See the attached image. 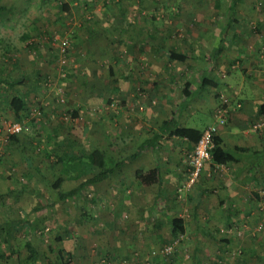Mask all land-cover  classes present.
<instances>
[{"label":"crops","instance_id":"obj_1","mask_svg":"<svg viewBox=\"0 0 264 264\" xmlns=\"http://www.w3.org/2000/svg\"><path fill=\"white\" fill-rule=\"evenodd\" d=\"M235 1V5L232 0L213 2L212 7L220 9L221 15L215 27L203 26L200 31H185L184 27L178 37L157 33L159 41L149 48L145 47L147 38H132V32L124 29L131 40L113 50L116 61L124 58V63H110L106 69L107 99L98 94V82L104 75L96 59L67 71L76 74L83 69L87 82L66 81L65 108L52 94L43 93L39 98L38 90L43 88L39 76L41 72L45 75L43 69L39 74L36 71L41 66L35 69L32 63L25 65L16 59L9 61L13 66L0 67V73L12 75L11 80L0 75L9 95L4 98L6 105L15 95L25 102L17 120L26 118L28 112L34 116L32 109L34 113L41 110L40 119L38 115L29 121L28 131L0 145L2 260L42 264L53 241L59 245L54 253L59 262L65 249L70 251L68 255L83 253L81 262L91 263L96 252L89 248L98 239L99 262L119 264L117 258L102 252L104 248L109 245L125 258L130 248L141 249L172 237L169 219L173 218L183 222L184 241L195 249L209 246L212 258L220 261L218 256L233 248L232 239L221 241L214 230L222 224L231 225L236 217L242 221L252 217L258 204L255 192L264 188V133L250 130L253 122L264 116V6L255 0ZM70 6L67 3V12ZM29 36L23 33L18 40ZM45 39L41 35L35 37L37 43L29 44L40 47L46 55ZM9 41L0 40L4 51L13 48ZM86 42L85 36L74 47ZM103 49L92 54L98 57ZM165 50L186 59L171 61ZM90 51L83 48L82 53L86 56ZM48 67L49 75L55 69ZM13 82L20 84L10 89L8 84ZM220 95L228 98L229 117L219 126L216 137L219 147L233 153L236 161L219 164L223 170L217 173L213 172L215 163H206L198 180L187 189L186 158L196 135L214 123ZM177 129H192L197 134L188 138L178 135ZM95 149L106 158L108 173L103 178L97 179L102 170L92 167L76 180H67L61 173L62 165L55 162L58 156L69 160ZM154 169L157 181L141 185L136 171ZM58 178L63 182L56 190L52 184ZM88 181L79 194L59 202V190L70 191ZM55 217L60 218V225L53 227L44 242L36 231ZM28 245L37 252L33 260L29 259ZM250 249L264 257V245L259 241Z\"/></svg>","mask_w":264,"mask_h":264},{"label":"rangeland","instance_id":"obj_2","mask_svg":"<svg viewBox=\"0 0 264 264\" xmlns=\"http://www.w3.org/2000/svg\"><path fill=\"white\" fill-rule=\"evenodd\" d=\"M214 1L218 0H0V5L1 3L5 4L0 10V40L10 39L9 42L13 45V48L9 47L6 51L0 46V67L4 64L13 66L9 61L16 59L25 65L32 63L31 66L35 69L41 66L36 71L37 74L41 71L39 69H43L45 72H43L45 76L42 77V72L39 76L41 82L43 81V88L38 90L39 98L44 95L43 93L52 94L57 104L63 105L65 108L67 106V91L65 89L66 83H68L66 81L70 79L80 85L87 82L85 77L87 73L85 71L82 73L83 69L75 72L76 74L71 71L67 73V71L75 69L76 66L78 68L80 65L91 63V59H96L95 64L103 70L102 75H104V80L98 82V94L101 98L107 99L106 69L110 63H124V58H119L116 61L117 57L113 50L114 48H123L124 45L121 44L131 40L124 29L132 32V38H138L137 36L147 38L148 44L145 47L149 48L159 41V37L156 36L157 33L162 37L166 34L178 37V34L184 31V27H186L185 31L193 30V28L200 31L203 26L205 28L207 26L209 29L211 26L215 27L218 23L217 19L221 15L220 9L212 7ZM255 1L256 4L261 3V6H264V0ZM67 3L71 5L69 12L62 11L60 6L62 4L67 5ZM8 4L11 5L7 7ZM23 33L30 36L25 40H18V36ZM147 34L148 36L145 37ZM41 35L42 38H47L44 47L46 55L43 53L44 50L40 52L39 44H37L38 49L29 44L31 41L37 43L34 39L41 37ZM84 35L88 42L75 48L74 44L80 43V40L85 38ZM114 38H122V41L117 42ZM169 39L170 37L168 41ZM62 40L67 42L68 65L60 63V42ZM102 47L105 50L102 55L99 54L98 57L93 55L94 52L97 53V51L102 50ZM83 48L91 51L84 56ZM48 58L50 61H47ZM86 59L89 61L86 62ZM48 66L55 69L49 75L47 73ZM5 73L6 71L1 72V77L11 80L12 75L5 76ZM4 88L0 83V145L9 141V138H6L7 125L13 122H21V132L28 131L30 128L29 121H33L34 117L38 115L39 119L41 117V110L36 109L34 113L32 109L30 114H34V116L29 115L28 112V116L23 120L15 119L12 113L8 111L4 100L9 96L8 91ZM257 192L255 194L258 197V204L254 216L244 217L246 218L244 221L240 217H236L231 225L222 224L214 230L213 234L219 240L232 239L235 242L233 248L225 250L224 255L218 256L222 257L220 261L219 259L216 260L215 257L212 258L210 255L212 248L209 246L195 249L189 241H184L182 236L179 238L169 236V238H163L164 241L157 240L151 246H143L141 249L130 248L127 250V257L125 258L120 254L117 255V249L114 250L109 245L108 249L104 248L105 251L102 252L104 254L109 253V257L112 259L117 258L118 261H121V263L118 262L119 264H264L262 253H260L261 258H259L258 252L250 249L252 244L258 241L261 246L264 245V201L259 198ZM59 220L60 218L55 217L50 220V223L48 222L49 224L39 226L36 232L44 238V242L49 240L53 233V227L60 225ZM166 235L168 237V234ZM99 243L101 242L97 239L89 248L91 251L94 250V254L96 252L91 263V260L81 262L85 259L82 256L83 253H75V256L68 255L67 253L70 251L65 249L62 250L61 257L63 259L59 262L58 257H56L57 254H54L58 253L59 245L52 241L47 247L42 264H108L107 262H99L98 255H102L101 250L97 248ZM147 243L149 244V242ZM170 244L173 245L171 252L165 254L163 248ZM45 249V247L42 248V251ZM53 256L56 258L54 259ZM0 264H14V260L8 259L6 261L0 258ZM112 264L117 263L113 262Z\"/></svg>","mask_w":264,"mask_h":264},{"label":"trees","instance_id":"obj_3","mask_svg":"<svg viewBox=\"0 0 264 264\" xmlns=\"http://www.w3.org/2000/svg\"><path fill=\"white\" fill-rule=\"evenodd\" d=\"M233 1V5H235V0ZM67 5L62 4L60 6V9L62 11L67 10ZM234 7V6H233ZM232 7V9H234ZM3 7H0V10ZM230 9V10H232ZM1 19V15H0ZM3 19V16H2ZM166 57L169 60L173 61H184L186 59V56L180 53H176L173 50H165ZM20 84L19 82H13L9 83L8 87L10 89H13L14 86ZM7 105L9 109L13 112V115L18 119L19 113L23 110L25 102L23 99H21L18 95L12 96L7 100ZM176 133L180 136L191 138L192 135L197 134L196 131L192 129H177ZM16 136L11 135L9 137L10 140H15ZM196 141L199 138V135H196ZM212 162L215 164H228L230 162L236 161V158L233 153L225 151L219 147V141L218 138L215 137L214 139V148L212 150ZM62 165L61 173L66 176L67 180H76L85 170H88L92 167H97L100 170H102L101 174L97 176V179L103 178L108 173V168L106 167V158L102 151L95 149L90 154L82 156V157H73L69 160H66V156H58L56 161ZM136 179L139 181L141 185L149 186L157 181V171L150 170V171H142L138 170L135 174ZM63 182L62 178H58L56 181L53 182L52 188L58 189ZM90 181L86 183H82L78 185L76 188L70 190L61 192L58 191V199L60 203H63L69 199V197H74L77 193H80V190L83 189V186L86 184H89ZM82 191V190H81ZM170 224V232L173 238H179L184 233V227L183 222L180 218H173L169 219ZM44 232V231H43ZM47 241V240H46ZM27 251H29V259L33 260L37 257V252L28 245ZM28 259V260H29Z\"/></svg>","mask_w":264,"mask_h":264},{"label":"built area","instance_id":"obj_4","mask_svg":"<svg viewBox=\"0 0 264 264\" xmlns=\"http://www.w3.org/2000/svg\"><path fill=\"white\" fill-rule=\"evenodd\" d=\"M60 63L62 65L69 64V51L67 49L66 40L60 42ZM229 117L228 98L225 95L219 96V102L214 111V123L205 127L199 134V138L196 141L193 150L188 154L186 158V168L188 172L187 183L185 188L189 189L199 178L206 163L212 161V150L214 148V139L217 135L219 126L227 123ZM253 132L264 133V116L253 122L251 126ZM22 131L21 122H13L6 126V138L11 135L20 134ZM214 165V164H213ZM223 170V165L215 164L213 166V172L217 173ZM258 196L264 201V188L258 190ZM45 232V231H44ZM172 244L165 246L163 251L165 254L171 252Z\"/></svg>","mask_w":264,"mask_h":264}]
</instances>
